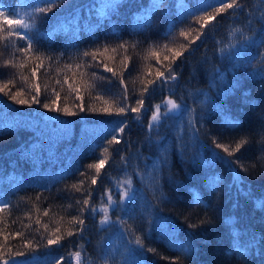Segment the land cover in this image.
<instances>
[{
  "label": "trees",
  "instance_id": "trees-1",
  "mask_svg": "<svg viewBox=\"0 0 264 264\" xmlns=\"http://www.w3.org/2000/svg\"><path fill=\"white\" fill-rule=\"evenodd\" d=\"M47 2L50 0H0V10L11 17L14 12L32 13L34 7H44ZM216 2L57 0L59 7L47 18L36 14L35 27L29 33L34 48L43 54L42 61L29 59L23 68L19 67L23 60L20 53H16V67L4 66L12 58V50L5 49L7 41L0 39V87L12 80L9 89L23 90L26 95L21 98L30 101L28 86L38 83L42 103L55 99V90L60 93L59 107L76 112L68 116L38 104L20 105L0 92V204L10 206L0 212V244L7 243L12 251H25L14 264H53L60 257V264H73L71 254L75 251L82 253V264H124L126 246L137 247L128 244L136 236L144 244L142 264H173L177 256L182 264H264V207L260 206L264 202V0H240L242 9H229L217 16L185 53L186 59L177 61L178 79L154 94H145L146 108L172 98L194 111L170 114L172 118L151 130V111L143 112L139 120L131 112L108 115L100 111L108 106L104 100L113 110L118 106L111 102L123 92L121 74L128 88V102L134 105L143 87L141 80L146 83L155 78L156 59L148 55L149 51H157L161 61L170 56L163 45L179 48L193 39L195 29L200 28L197 16L207 4L219 6ZM113 3L115 7L110 6ZM155 3L160 6L154 8ZM181 29L190 35L179 36ZM236 29L250 38L249 43L221 55V47L238 32ZM0 37H7V33L0 32ZM125 41L129 45L126 53L123 49L111 51ZM105 44L109 51L98 60L112 67L117 76L104 72L102 64L96 66L91 57L84 61L92 66L75 67L81 63L80 53ZM237 53L239 59L234 58ZM124 55L130 57L127 69L121 62ZM37 65V76L32 78L31 70ZM80 72L85 73L83 78ZM21 76L29 77L28 82ZM101 76L105 79H99ZM65 77L69 83L75 80L76 84L87 82L94 87H81V102L63 84ZM98 95L103 99H97ZM81 103L85 111L75 106ZM190 119L198 132L189 126ZM121 120L128 125L123 139L109 146V133ZM214 137L232 147L241 139L249 141L236 153L243 167L230 163L235 157L215 148ZM105 147L109 152L103 151ZM122 156L127 164L121 161ZM105 157L97 184L91 185L90 204L99 208L101 197L109 189L119 200L118 180L131 177L132 187L139 189L135 202L109 211L113 221L117 216L127 221L123 235L121 224L100 226L103 213L85 212L83 232L68 237V230L76 232L68 221L80 215L76 201L84 198L90 177L95 175V169L88 165ZM73 184L82 191L72 189ZM142 197L151 208L146 209ZM45 210L48 216L43 215ZM201 220L205 221L202 226ZM56 227L64 239L58 245L45 246ZM18 231L34 238L32 250L21 248L23 238L15 235ZM4 235L9 237L7 242ZM180 245L190 250L181 252Z\"/></svg>",
  "mask_w": 264,
  "mask_h": 264
},
{
  "label": "snow or ice",
  "instance_id": "snow-or-ice-1",
  "mask_svg": "<svg viewBox=\"0 0 264 264\" xmlns=\"http://www.w3.org/2000/svg\"><path fill=\"white\" fill-rule=\"evenodd\" d=\"M44 7H34L32 10V13L28 12H14L12 16L10 17L8 14H6L3 11H0V18H2V22H0V32H6L7 37H0V39H5L7 43L5 44V49L11 48V59L5 61V67H16L15 60L19 59V57L16 56V53H20L23 57L22 62L19 64V67L23 68L24 65L27 63L29 59H38L42 61L43 54L38 53L36 49L34 48L33 44V36L29 33L32 31V29L35 27V22L37 19L36 14H43L45 18H47L49 13L53 12L54 8L59 7V4L57 3V0H50V2L44 3ZM216 4L219 6H215L213 4H207L202 9V15H198L196 18V22L200 24L199 29H195L196 35L193 39L189 40L187 43L181 44L179 48L175 47H169L168 44H164L163 48L167 50L171 55H165L163 57V61H161L159 53L157 51L150 50L148 55L155 57L156 59V72H155V78L154 79H148L145 83L143 80H141V83L143 84V87L140 89L138 98L135 99L134 105L129 103V93L127 85L125 84V80L123 78V75H120V85L123 86V92L121 96L118 98L117 101H112L111 104H118L117 107L113 110V108L110 106V102L108 100H104V104L108 105L100 109V111H103L104 113L108 115H127L129 112L137 114L134 118L139 120L140 115L143 112L151 111V116L148 122V129L151 130L152 128L158 126L161 124V122L166 118H172L171 113H176L177 116L183 115L185 112H192L194 110L188 109L186 105H181L180 103H177L176 100L172 98H168L164 101L162 104H155L152 109L145 107V94L150 93L154 94L157 89L163 88L164 86L168 85L170 81H176L178 79L177 76V68L179 67V64H177V61H181L182 57H185V53L190 51L191 45L195 44L197 40L201 38L202 35H204L203 29L208 26V24L215 20L217 16H219L221 13L227 12L229 9L233 10H240L243 8V4L240 2V0H217ZM111 7H115V4L113 3L110 5ZM159 3L153 4L154 8L159 7ZM211 9L209 11L208 9ZM251 22V21H249ZM235 31H239V29H236ZM190 35V31H185L183 29L180 30L179 36L187 38ZM234 35V33H233ZM248 37H243V40L241 41V47L244 46L245 42L248 40ZM17 41H23V45H18ZM261 45H264V43H261ZM128 42H121L116 47H112L111 51L113 53L117 52L120 49H123L125 53L128 49ZM132 48H135L136 45H131ZM237 47L236 44H231L225 48H221V52L228 51L230 54L232 52V49H235ZM110 46L105 44L102 47H96L92 50H86L83 53H80L78 55V58L81 60V63H78L75 65L76 68H84V67H90L91 64H88L84 61V58L91 57L92 61L96 62V66L103 67V71L106 73H111L113 77L117 76V73L114 71L112 67H109L107 63H102L98 60V56L104 55V53H107L109 51ZM148 56H145L144 59H147ZM236 59H239V54L237 53L235 55ZM51 59V57H49ZM111 59V57H109ZM130 59L128 55L123 56V60L121 61L124 65V68L127 69L128 64L127 61ZM164 61H167V65L164 64ZM40 65H37L36 68H33L31 70V77L36 78L37 76V68H39ZM66 68H71L72 65H65ZM151 70L149 69V74ZM75 73H73V77H75ZM80 77L83 78L85 73L80 72ZM93 77H95V73H93ZM21 79L27 83L29 80V77L27 76H21ZM99 79H105V77L101 76ZM13 81L9 80L7 81L3 87H0V92L4 93L17 104L20 105H30V104H38L44 109H48L50 111H56L60 112L63 111L65 115L72 116L76 115V112L71 111L67 106H65L63 109L59 107L58 101L60 100V93L53 90V95L55 99H51L49 102H41L40 95H41V87L38 83H31L28 86V90L32 93L31 100L29 101L26 98H21L26 95V93L23 90L12 92L11 89H9V85L12 84ZM57 84H61V81L57 80ZM63 84H67L69 92L75 94V98L77 100H80L81 102L84 100V97L80 95L81 87H87L92 88L94 85H89L87 82H85L83 85L76 84L75 80H73V83H69L68 78L65 77ZM169 92L172 91V88L169 87ZM97 99H103L102 96L98 95L96 97ZM80 111H85V106L83 103L75 105ZM164 107L165 111L161 112V107ZM88 110L96 112L98 109L96 108H89ZM203 117H199V119L196 121L197 123L199 120H202ZM189 126L193 129L194 132H198L199 129L196 128V124L193 123V120H189ZM231 123L234 125L238 123V121H231ZM127 122L124 120L119 121L116 124V127L111 130L109 135L111 136V139L107 140V144L109 146L120 144L123 139V133L125 132V129L127 128ZM212 143L215 145L216 149L221 150L222 153L226 154L227 157H235V159L230 160V163H235L239 165L240 167H243L242 164H240L239 158L236 157V153L240 152L241 149L249 143L247 139H241L235 143V146L232 147L231 144H224L219 142L215 137L212 140ZM105 153L109 152V147H105L103 150ZM121 161H123L125 164H127V160L125 157H121ZM107 162V157L103 159H99L97 163H93L88 165L89 169H95V175H92L90 177V185L89 188L86 191V195L82 200H77L76 204L80 207L78 208V212L80 215L73 216L69 221L68 224L76 228V232L72 230H68L66 232V235L68 237H71L77 233L83 232V225L85 224V220L83 219V213L85 212H100L103 213L102 218L99 220V224L102 228L104 226L109 227H116L117 224H121L122 231L121 236L123 235V225L127 224V221H122L119 216H117L116 220L113 221L109 215L110 209L119 208L122 204H126L129 202H135L138 196L139 189L133 188L132 184V178H126L124 180H118L116 182V188L119 192V200L114 199L112 195V191L106 190L104 193V196L101 197V205L99 208H97L95 205L90 204L91 197H92V190L91 185L97 184V179L100 176L101 168L105 165ZM163 162V161H162ZM155 169V165L153 166ZM81 176H87V173H81ZM142 182V180H141ZM155 182V180H153ZM80 184L83 185L84 181L81 180ZM71 188L75 191H82V188L77 187L76 184L71 185ZM105 197H106V203H105ZM39 199V197H37ZM145 202L146 209L151 208L152 205L149 201H147L146 197H142ZM261 207H264V202L261 203ZM71 207V205H69ZM10 206L7 202H4L3 204H0V212H3L7 209H9ZM48 211L45 210L43 215L48 216ZM15 223V221H13ZM35 223L37 225L40 224V220L36 219ZM205 223L204 220L200 221V225L202 226ZM192 228L198 227L197 224H191L189 225ZM28 227V226H25ZM47 225H44V228L47 229ZM36 231H39V229H36ZM61 233V229L59 227H56L51 235L46 240L45 246H51V245H58L60 244L61 240L64 239V234H58ZM0 235H3L2 232H0ZM15 235L17 237L23 238V243L21 248L22 249H28L32 250L34 238H27L25 237V234L23 232H16ZM8 235H4V240L8 241ZM134 243L137 247H127L126 246V258L124 260V264H142V252L144 250V244L141 239V237L136 236L134 241H129L128 244ZM7 249V250H5ZM179 250L181 252L187 253L190 249L186 245H180ZM147 251L154 252L155 249L148 248ZM25 255V251L21 249H17L15 251H12V249L7 245V243L0 244V264H14L17 257H22ZM72 257L75 260V264H82V253L80 251H75L72 254ZM63 259V257L56 258L53 262V264H60V261ZM173 264H182L181 259L179 256L175 257L173 260Z\"/></svg>",
  "mask_w": 264,
  "mask_h": 264
},
{
  "label": "rangeland",
  "instance_id": "rangeland-1",
  "mask_svg": "<svg viewBox=\"0 0 264 264\" xmlns=\"http://www.w3.org/2000/svg\"><path fill=\"white\" fill-rule=\"evenodd\" d=\"M243 37H248V36H247L246 34L239 33V31H238V32H235L234 35L231 34V35L229 36V38L227 39V42L224 43L223 46H222L221 48H225V49H227V47H228L229 45H231V44H236L237 47H236L235 49H232V52H233V51L240 50V49H243L244 46L241 47V41L243 40ZM249 41H250V38L245 42V44H248ZM245 44H244V45H245ZM232 52H231V53H232ZM220 54H221V55L229 54V52H228V51H225V52H223V53L220 52ZM162 105H163V104H162ZM164 111H165V109H164V107L162 106V107H161V112H164ZM171 114H174V113H171ZM104 228H106V226H105Z\"/></svg>",
  "mask_w": 264,
  "mask_h": 264
}]
</instances>
